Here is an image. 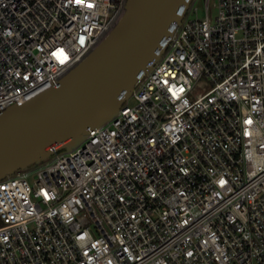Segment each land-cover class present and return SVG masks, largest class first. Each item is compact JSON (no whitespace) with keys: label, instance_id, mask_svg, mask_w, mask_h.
I'll return each instance as SVG.
<instances>
[{"label":"built area","instance_id":"1","mask_svg":"<svg viewBox=\"0 0 264 264\" xmlns=\"http://www.w3.org/2000/svg\"><path fill=\"white\" fill-rule=\"evenodd\" d=\"M128 1L0 0V112L57 86ZM194 1L114 118L0 181V264H264V0Z\"/></svg>","mask_w":264,"mask_h":264},{"label":"water","instance_id":"2","mask_svg":"<svg viewBox=\"0 0 264 264\" xmlns=\"http://www.w3.org/2000/svg\"><path fill=\"white\" fill-rule=\"evenodd\" d=\"M193 0H129L107 37L41 96L0 112V181L76 148L114 118L152 69Z\"/></svg>","mask_w":264,"mask_h":264},{"label":"rangeland","instance_id":"3","mask_svg":"<svg viewBox=\"0 0 264 264\" xmlns=\"http://www.w3.org/2000/svg\"><path fill=\"white\" fill-rule=\"evenodd\" d=\"M217 0L211 1V14L214 16L217 15V8L214 6ZM206 2L207 0H195L193 3V10L190 14V18L195 16H199L200 18H204L206 16ZM196 9V12H195ZM131 104H134V99L131 100Z\"/></svg>","mask_w":264,"mask_h":264}]
</instances>
